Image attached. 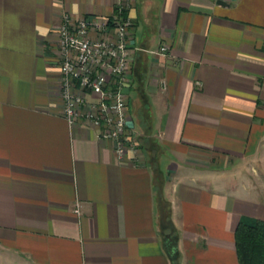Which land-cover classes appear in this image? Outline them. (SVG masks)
I'll use <instances>...</instances> for the list:
<instances>
[{"label":"crops","instance_id":"crops-1","mask_svg":"<svg viewBox=\"0 0 264 264\" xmlns=\"http://www.w3.org/2000/svg\"><path fill=\"white\" fill-rule=\"evenodd\" d=\"M119 1L0 0V264H172L162 198L178 264H239V220L264 221V0L122 10V161L63 116L58 52L65 20L109 23Z\"/></svg>","mask_w":264,"mask_h":264},{"label":"built area","instance_id":"built-area-1","mask_svg":"<svg viewBox=\"0 0 264 264\" xmlns=\"http://www.w3.org/2000/svg\"><path fill=\"white\" fill-rule=\"evenodd\" d=\"M131 4L132 0H120L118 17L109 23L65 20L58 39L63 116L72 123L84 122L98 129L102 138L114 143L120 161L127 151L133 150L125 93L131 74L129 35L133 23L130 17L120 16ZM100 33L102 39L97 37ZM164 51L161 48L159 54ZM85 91L93 96V101L85 96Z\"/></svg>","mask_w":264,"mask_h":264},{"label":"trees","instance_id":"trees-1","mask_svg":"<svg viewBox=\"0 0 264 264\" xmlns=\"http://www.w3.org/2000/svg\"><path fill=\"white\" fill-rule=\"evenodd\" d=\"M151 157L157 166L158 154L153 151ZM160 201L162 220L165 227L169 230L168 232H170L164 235L166 245L170 252L173 253L170 257L172 264H178L177 236L171 225L170 206L163 198ZM234 243L239 264H264V221L242 217L234 232Z\"/></svg>","mask_w":264,"mask_h":264}]
</instances>
